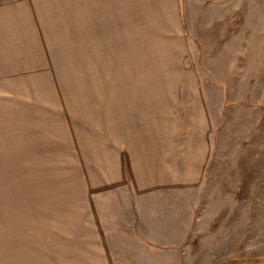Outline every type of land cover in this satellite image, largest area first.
Masks as SVG:
<instances>
[{"label":"rangeland","instance_id":"obj_1","mask_svg":"<svg viewBox=\"0 0 264 264\" xmlns=\"http://www.w3.org/2000/svg\"><path fill=\"white\" fill-rule=\"evenodd\" d=\"M54 1L57 45L34 63L52 72H25L0 95V262L63 246L65 231L79 239L86 165L112 116H174L210 156L183 248L145 264H264V0H136L115 8L114 32L83 24L87 0ZM113 197L94 211L120 224Z\"/></svg>","mask_w":264,"mask_h":264},{"label":"crops","instance_id":"obj_2","mask_svg":"<svg viewBox=\"0 0 264 264\" xmlns=\"http://www.w3.org/2000/svg\"><path fill=\"white\" fill-rule=\"evenodd\" d=\"M87 1L88 18H82L83 24H93V30L97 24L101 28L111 26L114 32L118 24L115 8L123 9L129 4L128 7L137 8L136 0H118L116 5L111 0ZM51 2L55 3L54 0L0 1V95L10 87L11 81L22 78L25 72H52L50 68L34 67L36 58L42 56V47L57 45L56 22L47 14ZM85 38L82 40L88 42L89 38ZM112 117V124L102 125L103 128L96 131L100 140L89 161L91 164L86 165L90 180H86L83 190L92 195L87 201L89 208L82 210L79 239L73 241L72 230L65 231L63 246L55 247L47 241L42 244L39 255L7 257L1 264H130L127 259L132 264H145L143 258L154 251L183 248L192 225L191 218L185 219V209L191 217L192 194L203 181L210 156L209 145L196 143L193 130L177 126L174 116H162L166 122H157L155 117L158 116H143V126L136 116ZM3 120L0 116V121ZM81 145L86 147L83 142ZM93 147L95 145L89 143L90 150ZM94 176L98 177L97 182ZM111 194L114 203L122 201L119 206L126 210L119 215L113 213L120 224L102 221L105 216L94 211L95 200ZM186 201L189 202L187 207ZM119 232L130 240L118 243L105 235ZM124 248L134 251L128 256L113 251ZM53 249L64 250L63 255H57L56 251H51Z\"/></svg>","mask_w":264,"mask_h":264}]
</instances>
